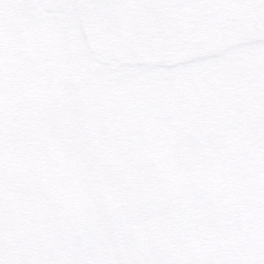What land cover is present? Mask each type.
I'll return each mask as SVG.
<instances>
[{
    "label": "snow or ice",
    "instance_id": "obj_1",
    "mask_svg": "<svg viewBox=\"0 0 264 264\" xmlns=\"http://www.w3.org/2000/svg\"><path fill=\"white\" fill-rule=\"evenodd\" d=\"M0 264H264V0H0Z\"/></svg>",
    "mask_w": 264,
    "mask_h": 264
}]
</instances>
